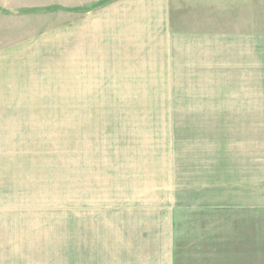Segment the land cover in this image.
Returning a JSON list of instances; mask_svg holds the SVG:
<instances>
[{
  "label": "rangeland",
  "instance_id": "374dc122",
  "mask_svg": "<svg viewBox=\"0 0 264 264\" xmlns=\"http://www.w3.org/2000/svg\"><path fill=\"white\" fill-rule=\"evenodd\" d=\"M113 1L0 0V51L26 52L19 65L25 88L12 99L9 83L0 85V107L56 111L27 113L18 124L26 129L9 128L18 115L0 116L6 117L0 129V264H78L83 225L112 212L115 199L123 206L131 179L135 185L151 183L150 175L157 180L154 170L163 158L165 186L196 172L201 197L233 206L223 215H201L202 226L198 216L196 224L177 216L178 239L188 242L199 232L211 239L235 236L234 264H242L247 248H240L248 241L264 252V161H258L264 128L258 115L193 112L214 103L183 96L175 83L154 90L165 97H129L109 95L147 91L69 82L67 25ZM170 9L180 32L250 37L252 47L264 37V0H170ZM249 55L250 65L240 68L255 76L258 55ZM216 104L223 110L232 105L231 99ZM115 108L126 112H101Z\"/></svg>",
  "mask_w": 264,
  "mask_h": 264
},
{
  "label": "crops",
  "instance_id": "0c3cea01",
  "mask_svg": "<svg viewBox=\"0 0 264 264\" xmlns=\"http://www.w3.org/2000/svg\"><path fill=\"white\" fill-rule=\"evenodd\" d=\"M66 30L69 82H81L82 88L86 82H113V88L147 91L109 95L129 97H165V93L154 90L165 91V83H175L178 87L172 88L180 87L179 91H185L183 96L214 103L208 110L196 106L199 110L193 112L256 114L264 128V37H256L258 46L252 47L250 37L174 30L170 0H115L68 24ZM250 50L258 55L255 76H246L240 68L250 65ZM15 52V47L0 51V85L4 88L9 83L12 95L8 96L12 99H17V91L25 88L21 79L24 70L19 65L24 64L26 52ZM13 75L19 76L17 81ZM218 99H231L232 105L218 109ZM53 112L56 111L27 110L19 105L0 107V116L18 115L9 122L17 125L8 124L15 129H26L18 124L25 123L27 113ZM5 119L0 117V129L4 128ZM260 154L258 161H264V153ZM161 163L154 170L157 180L150 175L151 183L141 180L135 185L131 179L123 206L115 199L112 212L96 214L88 228L83 225L78 264L235 263V236L211 239L199 232L197 238L191 237L187 242L178 239L176 229L177 216H183L188 224H196L198 216L202 226L205 222L201 215H223L222 211L233 206L227 201L218 203L216 197H201L203 183L196 172L186 173L184 179L179 178L181 182L175 178L178 185L174 187L165 186V158ZM150 171L153 174V169ZM145 172L140 171V176L145 177ZM191 243L192 249L188 248ZM228 243L232 246L228 247ZM245 244V249L240 248H247L241 255L242 264H254L255 260L256 264H264L263 246L259 242Z\"/></svg>",
  "mask_w": 264,
  "mask_h": 264
}]
</instances>
